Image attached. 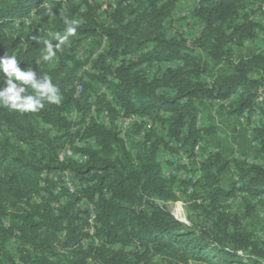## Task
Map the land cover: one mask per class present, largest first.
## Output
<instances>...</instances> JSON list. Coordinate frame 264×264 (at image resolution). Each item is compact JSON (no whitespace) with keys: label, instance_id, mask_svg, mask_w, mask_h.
Segmentation results:
<instances>
[{"label":"trees","instance_id":"trees-1","mask_svg":"<svg viewBox=\"0 0 264 264\" xmlns=\"http://www.w3.org/2000/svg\"><path fill=\"white\" fill-rule=\"evenodd\" d=\"M162 1L115 0L105 25L97 18L100 0H0V56L15 55L22 70L51 77L61 97L59 104L45 102L37 112L0 106V264H19L7 250L12 240L25 264H264V241L241 224L254 210L245 196L264 197V165L199 148L216 133V125L200 118L208 101L228 116L246 114L250 138L264 153V56L231 59L245 0H195L188 17L199 29L191 43L170 31L166 21L180 0ZM64 17L80 24L66 42L70 48L62 45L59 60L48 67L40 60L42 41L55 46V34H66ZM104 37L107 46L91 62L98 72L88 73L76 97L77 72L87 59L77 55L76 46L86 41L81 48L86 53ZM128 54L132 59H124ZM203 54L212 61L228 59L231 71L205 81L213 62ZM110 57H121L120 66L114 68ZM154 61L178 64L147 74L142 63ZM102 85L106 92L100 94ZM26 89L24 95L34 94ZM93 102L98 111L113 113L115 104L128 114L147 116L160 129L130 139L127 149L113 122H92L82 140L93 143L74 147L87 161L59 163L61 149L79 134L71 132L66 113L87 111ZM139 129L134 125L132 133ZM182 152L199 158V167L181 164ZM61 168H71L81 180L72 193L57 192L53 181L40 184L43 171ZM170 170L174 173L167 175ZM224 175L235 177L229 188L223 186ZM237 196L244 214L224 205L223 199ZM155 199L201 201L196 206L211 226L187 225Z\"/></svg>","mask_w":264,"mask_h":264},{"label":"rangeland","instance_id":"rangeland-1","mask_svg":"<svg viewBox=\"0 0 264 264\" xmlns=\"http://www.w3.org/2000/svg\"><path fill=\"white\" fill-rule=\"evenodd\" d=\"M100 1L103 3V5L109 7L110 0ZM167 1L171 0H164L161 2V5L165 4ZM194 2L195 0H180L176 3L175 8L166 20L168 23H170L169 30L186 36L188 43L194 41V34L199 29V26L193 24L192 20L188 17ZM262 6L263 4L260 0H245L240 4L238 9V29L235 30L232 36L234 42L238 43L234 56L231 58L234 62L241 58L250 57L254 54H262L264 56V13L261 8ZM97 14V18L103 24L106 25L109 23V14L107 11H98ZM28 23L29 21H24V25H27ZM229 32H231V30ZM87 43H89V41H87ZM85 45L86 41H83L76 46L77 54L83 50L81 48L85 47ZM65 48L69 49L70 44L66 43ZM99 48L100 44H95L93 45L92 50L90 49V51L88 50V52L86 51V53L83 54V59H88H86L85 63L90 61L89 59L99 50ZM44 54L45 50L41 52L40 60H43L42 57ZM203 56L206 59V62H213V67L210 74L204 77L205 81H211L215 76H217V74L219 75L221 72L231 71V65L228 59L212 61L211 56H208L207 54H203ZM57 59L59 60L58 53L56 54V57H54L53 61L51 60L46 62L48 67L55 65L57 63L55 60ZM80 70L81 68L78 69L77 75ZM3 79L4 78L2 74H0V86H3ZM200 118L204 121L216 124V127L218 128V133L208 137L205 142L200 145V150L203 152L210 149L220 150L227 158L233 159L237 157L244 161H252L264 165V153L262 152L259 144L251 140V132L247 127L245 120H241L240 118L234 116H228L219 108V104H210L208 101L204 102L201 107ZM254 121H257V118H255ZM182 155L185 156L183 152L181 153V156ZM181 156L178 161L181 160ZM185 160H187V167L192 169L199 167V158H185ZM200 176L201 174L199 173L193 175L194 180L197 181ZM179 177L184 178V174H179ZM234 181V176L224 175L222 183L225 188H229ZM34 198L37 199L38 197L35 196ZM245 198L249 206H254V210L249 217L242 219V230L251 234L255 240L262 242L264 241V197L252 199L249 196H245ZM237 201L238 202L235 203L230 199H223L224 205H229L230 211L232 213L244 214L245 208L243 207V204L239 203L241 198L237 199ZM155 202L161 205H166L170 211L172 210V205L163 203L164 201L162 200L155 199ZM200 202L201 201L194 202L180 200L179 203L176 204V209L180 213L174 214L177 215V218L180 221L187 225L192 224L194 226L210 227V217L205 214L203 209L196 206L199 205ZM20 249L21 247L17 245L15 240H12L7 246L9 255L15 256L14 260L16 259V262L19 264L22 263L17 258L19 256L18 250Z\"/></svg>","mask_w":264,"mask_h":264},{"label":"built area","instance_id":"built-area-1","mask_svg":"<svg viewBox=\"0 0 264 264\" xmlns=\"http://www.w3.org/2000/svg\"><path fill=\"white\" fill-rule=\"evenodd\" d=\"M114 8H115V0H110L109 7L103 5L102 3L99 12L107 11V13L110 14ZM262 11L264 13V6L262 7ZM101 41L102 43L100 44L99 50L89 59L90 61H88L81 67V70L77 75V80L75 81L76 97L79 96L83 91L82 82L89 81L90 78L88 77V73H96L97 71L92 67L91 62L92 60L96 59L98 55L102 53L105 47L107 46L105 37ZM83 54L84 51H80L77 55L79 57H83ZM109 59L113 62L114 68L119 67L122 62L121 57H118L115 61L111 59V57ZM124 59H132V56L130 54L125 55ZM55 61H58V59ZM177 64L178 63L174 61H167V62L154 61L150 66L147 65L146 63H142L141 66L143 69H145L147 74H153L156 72H160V69L164 70L165 68L166 69L175 68ZM108 78H110V75L108 76ZM99 92L100 94L105 93L106 86L102 85L99 89ZM93 100L96 102V97L93 98L92 101ZM106 100L112 101V97L110 95H106ZM95 102H93L90 105L89 107L90 109H88L87 111L74 109L66 113V118L71 122V128H70L71 132L73 133L78 132L79 134L74 136L71 142H68L61 149L57 157L59 163L72 162L75 163L76 165H82L87 161L88 159L87 154L81 151H76L74 147H84L87 143H93V141L90 140L89 138H87L86 141L82 140L84 130L92 122H95L103 126H110L111 123L113 122L114 125L116 126V130L118 131L119 137L124 141L127 149H129L130 147L129 145L130 139L135 141L141 138L143 135H145V133L150 128H159V125L157 123H153L147 116H141L133 113L128 114L115 104L112 105L114 109L113 113L108 109L98 111ZM246 118H247L246 114L240 117L241 120H246ZM134 125L140 127L139 131H137L136 133H132ZM185 158L186 157L184 155L181 156V160H180L181 164H187V160H185ZM170 173L173 174L174 171L173 170L168 171L167 175ZM181 173L182 172H179L178 174ZM85 176L89 177V175H85ZM47 181H53L56 183L57 192L60 191L62 188H64L70 193L74 192L76 185H78L81 182L76 172L73 171L71 168H61L51 171H47V170L43 171L41 174V181H40L41 186L46 185ZM82 181L84 182L85 180ZM237 199H240V196H237L233 200V202L237 203L238 202ZM163 203L172 205L171 213H173V215L177 217V215H175L174 213H180L176 209L177 207L176 204H178L179 201L177 202L167 201ZM91 213L93 212L91 211ZM91 218H93V215H91ZM89 231L92 232V229H90Z\"/></svg>","mask_w":264,"mask_h":264},{"label":"clouds","instance_id":"clouds-1","mask_svg":"<svg viewBox=\"0 0 264 264\" xmlns=\"http://www.w3.org/2000/svg\"><path fill=\"white\" fill-rule=\"evenodd\" d=\"M63 20L66 25L64 30L66 34H55L54 39L57 41L55 46L50 40L42 41L45 45V54L42 57L45 62L56 57L57 51L61 50V46L68 41L70 36L75 35L80 24V21L70 20L67 17H64ZM19 64L20 61L15 55L0 56V74L4 78L3 87H0V106L24 113L41 110L45 102L50 104L61 102L59 89L52 83L51 77L45 75L38 78L34 70H22ZM26 86H30L34 90V94L24 95L27 91Z\"/></svg>","mask_w":264,"mask_h":264},{"label":"crops","instance_id":"crops-1","mask_svg":"<svg viewBox=\"0 0 264 264\" xmlns=\"http://www.w3.org/2000/svg\"><path fill=\"white\" fill-rule=\"evenodd\" d=\"M213 124H214V123H213ZM214 125H216V124H214ZM216 126H217V125H216ZM217 131H218V128L216 127V133L213 134V135H216V134L218 133ZM211 136H212V135H211ZM211 136H210V137H211ZM259 148H260V147H259Z\"/></svg>","mask_w":264,"mask_h":264}]
</instances>
